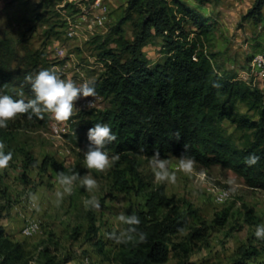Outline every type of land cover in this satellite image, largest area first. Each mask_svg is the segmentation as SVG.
Listing matches in <instances>:
<instances>
[{
    "label": "rangeland",
    "instance_id": "1",
    "mask_svg": "<svg viewBox=\"0 0 264 264\" xmlns=\"http://www.w3.org/2000/svg\"><path fill=\"white\" fill-rule=\"evenodd\" d=\"M42 1L0 0L1 35L16 43L20 53L24 44L44 50L49 68L57 71L61 78L77 83L94 82L104 70V63L98 58L99 49L93 38L104 39L111 27L124 16L128 0H104L107 10L102 26L92 23V18L100 13L91 10L93 0H73V8H62L63 2L41 7ZM184 1L210 19L211 50L216 53V62L242 78L253 54L264 44V12L258 19H243L253 0ZM45 10L48 11L43 19L38 14ZM135 20L136 15L132 14L122 26L128 40L133 39ZM70 23L78 25L71 37L67 35ZM49 24L55 25L53 30L57 34L54 36L46 33ZM161 45V40L155 37L143 46L152 63L163 60ZM73 103L76 108L65 120L44 112V124L20 128L13 118H9L7 125L0 127L4 150L12 151L8 164L0 167L3 229L11 240L21 243V264H40L44 249L64 261L63 264H84L86 256L92 264H112L110 258L117 240L108 233L118 234L125 228L117 214L121 211L126 214L130 206L143 204L145 192L157 184L164 187L167 196L174 197L181 209L190 206L200 219L211 222L215 216L224 217V223L215 224L214 230L209 229L206 242L191 253L189 260L192 263L229 264L239 256V246L248 245L250 241L257 243L255 227L264 222L263 190L248 187L241 177L219 165L204 168L194 162L192 169L185 171L176 166L177 157L167 158L169 169L176 173L174 180L157 178L150 164L151 157H137L133 172L131 163L118 156L112 160L113 155L108 150L109 164L104 169L88 168L84 151L90 141L84 122L90 118L89 112L96 113L108 107L109 101L95 92L94 96H78ZM227 128L230 130L232 126ZM46 157L70 168L69 174H77L70 192L64 191L51 166H40ZM30 160L34 163H29ZM24 163L28 164L26 168ZM85 174L97 181L91 189L80 183ZM116 174L122 175L130 184L141 179L145 184L142 193L122 190ZM218 188L227 189L230 197L223 202L215 201L212 189ZM93 196L99 200L100 207L89 203ZM91 217L97 228L96 239L102 241L104 253H100L95 240L87 236ZM32 218L38 221V229L31 236H24L21 229ZM187 232L188 229L180 231L174 240L183 238ZM252 262L264 264V252ZM166 264H177L176 258L168 256Z\"/></svg>",
    "mask_w": 264,
    "mask_h": 264
},
{
    "label": "trees",
    "instance_id": "2",
    "mask_svg": "<svg viewBox=\"0 0 264 264\" xmlns=\"http://www.w3.org/2000/svg\"><path fill=\"white\" fill-rule=\"evenodd\" d=\"M62 2V8L75 6L67 0H43L40 6ZM263 7L264 0H254L243 19H258ZM46 11L38 16L44 19ZM132 14L136 15L135 32L128 40L122 26ZM209 21L184 0H128L124 16L104 39L93 38L98 58L104 63V70L93 82L95 92L106 98L109 106L89 112L90 118L84 123L86 129L97 122L110 124L116 137L104 148L131 163L133 172L139 156L152 157L158 151L167 159L183 154L204 168H227L248 187L264 191V92L216 62ZM54 27L49 24V36L57 34ZM155 37L161 40L164 58L152 63L143 46ZM21 50L0 33V92L27 99L32 90L25 74L49 68L50 62L42 49L24 44ZM12 118L23 128L44 124L46 114L29 117L17 113ZM253 154L259 159L249 164ZM40 166H51L57 174L70 173V168L52 157H46ZM115 178L122 190L142 193L145 184L141 179L130 184L122 175ZM131 213L139 217L134 225L137 231L131 233V239L117 240L112 264H166L168 256L176 258L177 264H194L190 255L206 242L207 231L224 223L221 216L208 222L198 218L190 206L181 209L160 184L151 185L143 204L127 209L126 214ZM184 229L188 232L183 238L174 240ZM140 232L144 233L142 239ZM87 236L104 253L92 217ZM254 239L256 244L250 241L239 246V256L229 264H253L252 259L264 252V237ZM22 254L21 243L4 234L0 207V264H21ZM41 258L40 264L64 263L46 249L41 251Z\"/></svg>",
    "mask_w": 264,
    "mask_h": 264
},
{
    "label": "clouds",
    "instance_id": "3",
    "mask_svg": "<svg viewBox=\"0 0 264 264\" xmlns=\"http://www.w3.org/2000/svg\"><path fill=\"white\" fill-rule=\"evenodd\" d=\"M25 80L30 82L32 95L25 99L23 95L14 98L7 92H0V127L6 126L9 118L14 117L17 113H27L29 117L35 113L37 116L43 115L44 112L52 113L56 119L65 120L72 113L74 108L73 101L78 96H94L95 85L91 81H83L77 83L72 79L61 78L60 74L50 68H41L35 74H25ZM116 133L111 130L108 123L97 122L87 129V138L90 143L84 151V161L88 168L104 169L109 164V156L104 146L109 141L114 140ZM177 139L179 133L177 132ZM5 143L0 140V167L8 164L12 157V151H5ZM117 158V154H113L112 160ZM259 159L256 155H250L247 162L255 163ZM150 164L154 170V174L159 179L174 180L176 173L168 167V160L161 158L158 151L153 154ZM194 159L192 156L181 154L178 158L177 167L185 171H190L193 167ZM76 173L65 174L58 173V180L64 186V191L70 192L71 185L76 178ZM80 183L91 189L96 185V179L90 174H85L80 178ZM62 195V193H58ZM89 203L93 207H100L99 200L93 196ZM118 219L128 225L123 228L120 233H108L115 236L116 240L131 239V233L137 231L134 225L139 223V217L135 213L125 214L119 212ZM255 236L264 237V222L258 223L255 227ZM144 237V233L140 232V238Z\"/></svg>",
    "mask_w": 264,
    "mask_h": 264
},
{
    "label": "built area",
    "instance_id": "4",
    "mask_svg": "<svg viewBox=\"0 0 264 264\" xmlns=\"http://www.w3.org/2000/svg\"><path fill=\"white\" fill-rule=\"evenodd\" d=\"M67 1L71 2L73 0ZM92 9L100 12L99 14L95 15L94 18H92V23L97 26L104 25L107 10L106 2L104 0H93L91 4V10ZM83 17H87V15H84ZM77 26V23H70L69 29L67 30V35L70 37L74 36L76 33ZM242 78L247 82L251 83L252 85H258L264 92V44L258 51L253 54L251 61L249 62L248 71L243 74ZM91 102L92 99H90L89 103ZM55 131L57 132V130ZM212 190L213 198L217 202H223L224 200L230 197V192L225 188H218ZM38 226L39 223L37 220L33 218L28 219L22 227L21 232L24 236H31L35 231H37ZM83 263L92 264V262L87 256L84 257Z\"/></svg>",
    "mask_w": 264,
    "mask_h": 264
},
{
    "label": "crops",
    "instance_id": "5",
    "mask_svg": "<svg viewBox=\"0 0 264 264\" xmlns=\"http://www.w3.org/2000/svg\"><path fill=\"white\" fill-rule=\"evenodd\" d=\"M254 1V0H253ZM219 2V1H218ZM197 9V8H196ZM264 12V7L262 8V10H261V13H263Z\"/></svg>",
    "mask_w": 264,
    "mask_h": 264
}]
</instances>
